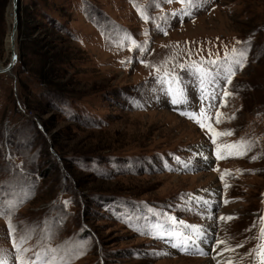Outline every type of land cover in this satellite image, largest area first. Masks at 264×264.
<instances>
[{
	"label": "rangeland",
	"instance_id": "rangeland-1",
	"mask_svg": "<svg viewBox=\"0 0 264 264\" xmlns=\"http://www.w3.org/2000/svg\"><path fill=\"white\" fill-rule=\"evenodd\" d=\"M200 3L183 16L180 0H20L16 62L0 74V206L15 228L0 215L7 264L21 255L37 264H251L264 211V0ZM12 24L11 0H0V68ZM233 48L247 60L227 84ZM202 60L221 72L215 83L177 66ZM165 72L179 77L186 102L171 103ZM201 108L216 131L233 133L218 143L245 140L251 150L217 159L212 134L181 115ZM173 221L211 233L208 259L165 247L159 235ZM24 235L29 251L18 252Z\"/></svg>",
	"mask_w": 264,
	"mask_h": 264
},
{
	"label": "snow or ice",
	"instance_id": "snow-or-ice-1",
	"mask_svg": "<svg viewBox=\"0 0 264 264\" xmlns=\"http://www.w3.org/2000/svg\"><path fill=\"white\" fill-rule=\"evenodd\" d=\"M166 2L171 3L172 0H166ZM182 4H184L185 10L183 11L182 15L183 16H191L192 15V8H199L201 6L200 0H180ZM139 8L138 5H134ZM140 14L142 19L147 21L149 17L145 14L143 9H140ZM173 15H177L176 13H173ZM157 28L159 29L160 26L157 25ZM164 34L166 35L167 32L164 31ZM147 35V33H145ZM237 43H241L240 41H237ZM132 48L139 49L140 51H146L142 45L137 44L134 40L131 41ZM130 48L129 50H132ZM247 60V53L245 50H238L236 48H233L230 53L226 52L224 56V61L226 62L227 66L223 68V79L225 83L230 84L232 81V78L235 75V68L233 65L236 66V68L242 69L245 65V62ZM204 61L202 60L200 64H196L195 62L191 65H184L180 64L177 65L181 69H191L193 71V74L197 76V78L200 81V84L203 86L207 83H215L217 80V77L221 76V72L217 71L215 75L212 74V72L206 68L203 67ZM208 63H211L212 65H219L220 61L217 60H209ZM157 72L160 71V69H155ZM165 77H170V79H160L161 85L164 83H167L169 87L165 89L166 94L170 95L172 97L171 103L173 105L179 104V103H184L186 102L185 97H184V91L182 88L178 86V81L179 77L174 75L171 72H165L164 73ZM177 85L176 87H172V85ZM225 97L230 95L229 92L226 90L224 91L223 94ZM210 94L207 92V89L203 88L201 89V97L203 100L209 99ZM215 95L211 94V99H215ZM226 105V102H225ZM212 107V105H209L208 108ZM208 108H201L199 113L196 112H188L184 111L181 113V115L186 116L188 119L192 120L195 122L201 130H204L207 128V130L212 134V143L216 145V157L217 159H225L227 158L228 155H235V156H243L246 155L248 151L251 150L252 144L248 141L245 140H240L232 144H220L218 143V138L221 136H230L233 133L231 131H225V132H218L216 131L211 123H208V121L211 120V117L208 115ZM216 123H221L222 122V113L217 111L216 113V118H215ZM253 159H256V157H253ZM225 174H230L225 171ZM224 178V174L221 175V179ZM227 186V185H226ZM9 209L15 208L14 204H9L7 206ZM0 215H6L8 217V225H9V231L14 232L15 228L14 226L11 225V220H10V212H5L4 207L0 206ZM221 220H231L233 219L232 217H220ZM175 223V221H173ZM253 227H256L254 224ZM198 231V230H197ZM29 239V236L24 235L22 236L18 241L13 243V247L17 249L18 252H27L29 249L23 248L22 245ZM188 239H192V237H188ZM258 239L264 240V216L260 217L259 220V236ZM220 243H224L221 241ZM230 251H234V249H228ZM201 254H204L201 252ZM249 255H254V257L258 260V264H264V244H260L257 246L256 249H253L252 253H249ZM36 256L39 261L40 253H36ZM19 264H37L36 261H29L26 260L23 255L18 257ZM0 264H7L6 259L3 257H0ZM39 264H53L51 261H40ZM226 264H232V262L229 260L226 262Z\"/></svg>",
	"mask_w": 264,
	"mask_h": 264
},
{
	"label": "water",
	"instance_id": "water-1",
	"mask_svg": "<svg viewBox=\"0 0 264 264\" xmlns=\"http://www.w3.org/2000/svg\"><path fill=\"white\" fill-rule=\"evenodd\" d=\"M20 0H11V7L14 14V20L12 24V30L10 33V43H11V52H10V59L8 64L0 69V74H11V70L16 62V46L15 41L17 39V30H18V20H17V11H18V5Z\"/></svg>",
	"mask_w": 264,
	"mask_h": 264
},
{
	"label": "bare ground",
	"instance_id": "bare-ground-1",
	"mask_svg": "<svg viewBox=\"0 0 264 264\" xmlns=\"http://www.w3.org/2000/svg\"><path fill=\"white\" fill-rule=\"evenodd\" d=\"M12 13H13V11H12ZM13 20H14V14H13ZM12 30V29H11ZM10 33L11 32H9V39H10ZM16 35H17V33H16ZM16 42V41H15ZM15 46H16V43H15ZM10 52H11V43H10ZM3 68V67H2ZM2 68H0V69H2Z\"/></svg>",
	"mask_w": 264,
	"mask_h": 264
},
{
	"label": "trees",
	"instance_id": "trees-1",
	"mask_svg": "<svg viewBox=\"0 0 264 264\" xmlns=\"http://www.w3.org/2000/svg\"><path fill=\"white\" fill-rule=\"evenodd\" d=\"M17 32H18V30H17Z\"/></svg>",
	"mask_w": 264,
	"mask_h": 264
}]
</instances>
